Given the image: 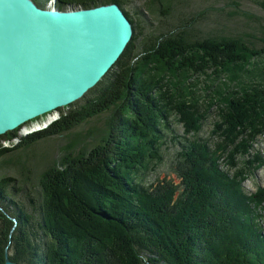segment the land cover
<instances>
[{
    "label": "trees",
    "instance_id": "1",
    "mask_svg": "<svg viewBox=\"0 0 264 264\" xmlns=\"http://www.w3.org/2000/svg\"><path fill=\"white\" fill-rule=\"evenodd\" d=\"M181 1L146 0L144 7L159 21L174 20ZM107 3L119 4L133 24L122 56L48 128L0 147V160L114 109L111 129L90 153L49 165L29 208L23 188L11 183L17 179L0 178V264L7 252L19 264H264V188H244L264 167L257 148L264 45L187 20L175 30L160 26L136 48L149 16L128 0H58L57 7ZM18 130L0 135V143Z\"/></svg>",
    "mask_w": 264,
    "mask_h": 264
},
{
    "label": "water",
    "instance_id": "2",
    "mask_svg": "<svg viewBox=\"0 0 264 264\" xmlns=\"http://www.w3.org/2000/svg\"><path fill=\"white\" fill-rule=\"evenodd\" d=\"M0 0V135L86 95L134 36L117 3ZM5 264H19L6 253Z\"/></svg>",
    "mask_w": 264,
    "mask_h": 264
},
{
    "label": "rangeland",
    "instance_id": "3",
    "mask_svg": "<svg viewBox=\"0 0 264 264\" xmlns=\"http://www.w3.org/2000/svg\"><path fill=\"white\" fill-rule=\"evenodd\" d=\"M128 1L132 3L134 9H141L149 16V19L147 18L146 21L141 22L140 30L143 32V35L139 36L136 42V48H139L140 43L146 40L145 35L158 34L159 31L157 29L160 26L175 30L176 26H184L187 20L197 30L213 28L223 29L224 32L231 30L234 33L250 34L251 39L254 40L257 47L260 48L264 45V6L253 0H184L174 9L172 15L174 20L162 19L161 21L157 20L155 15L146 12L144 7L146 0ZM132 7L129 4L126 6V9L132 11ZM202 10L204 13L200 14L199 17L197 15L198 22H192L191 18L196 15V12ZM180 13L181 16L178 17ZM202 83L203 86L207 85L206 81ZM82 103L75 106V109L81 108ZM69 110V107L59 108V110L27 122L17 131L18 136L10 140L11 147L8 146L5 148L18 146L23 142L25 137L36 131L48 128L61 117L62 113L68 112ZM113 113L114 109L112 111H104L90 119L77 123L68 131L38 141L27 148L24 147L9 153L0 160V178L4 176L16 178L17 182L11 183L14 186L17 185L23 188L20 194L24 197V205L29 208L30 205L36 204L34 198L37 201L41 196V173L49 165L62 158L67 159L77 154L79 156L83 149H86L90 153L96 147L98 148L101 144L103 145L104 143L101 142V139L108 132L109 127L111 129L110 124L112 123V119L110 118L111 115L113 116ZM51 116H56V119H51ZM174 129L175 134H183L184 128L182 124L175 123ZM5 139L8 140L10 138L7 137ZM257 148L264 155V137L260 139ZM84 161L91 160L84 159ZM260 187L264 188V167L249 178L244 186L246 193L255 192ZM26 193H30L32 196H25ZM25 198H29L31 202H27ZM249 206L251 211L254 210L255 205ZM260 225L264 233V211L261 213Z\"/></svg>",
    "mask_w": 264,
    "mask_h": 264
},
{
    "label": "bare ground",
    "instance_id": "4",
    "mask_svg": "<svg viewBox=\"0 0 264 264\" xmlns=\"http://www.w3.org/2000/svg\"><path fill=\"white\" fill-rule=\"evenodd\" d=\"M52 112H54V111H52ZM52 112H50V113H52ZM45 115V114H44ZM56 116H51V119H53V118H55ZM36 119V118H35ZM56 119V118H55ZM54 119V120H55ZM54 120H52V121H54ZM48 126V125H47ZM32 128H34V127H32ZM27 132V131H26ZM14 142V141H13ZM20 142V141H19ZM17 143V142H16ZM11 145V143H10V140L8 139V140H4V141H2L1 143H0V147L1 148H3V147H8V146H10ZM17 145V144H16ZM11 147V146H10Z\"/></svg>",
    "mask_w": 264,
    "mask_h": 264
}]
</instances>
